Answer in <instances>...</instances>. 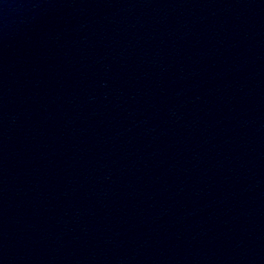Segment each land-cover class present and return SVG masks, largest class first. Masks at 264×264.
Returning <instances> with one entry per match:
<instances>
[{
	"label": "water",
	"instance_id": "1",
	"mask_svg": "<svg viewBox=\"0 0 264 264\" xmlns=\"http://www.w3.org/2000/svg\"><path fill=\"white\" fill-rule=\"evenodd\" d=\"M0 264H264V0H0Z\"/></svg>",
	"mask_w": 264,
	"mask_h": 264
}]
</instances>
